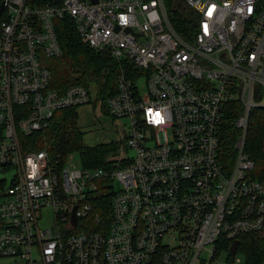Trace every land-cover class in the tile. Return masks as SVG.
<instances>
[{
	"label": "built area",
	"instance_id": "1",
	"mask_svg": "<svg viewBox=\"0 0 264 264\" xmlns=\"http://www.w3.org/2000/svg\"><path fill=\"white\" fill-rule=\"evenodd\" d=\"M182 3L194 15L187 38L171 25L169 0H0V166L13 169L0 191L7 264H236L232 242L263 226L264 178L252 177L242 140L230 163L218 148L230 104L242 130L264 106V0ZM64 18L118 63L116 92L102 101L88 84L49 86L45 58L62 55ZM89 103L129 122L108 168L22 148L57 110ZM104 192L109 222L96 208Z\"/></svg>",
	"mask_w": 264,
	"mask_h": 264
},
{
	"label": "trees",
	"instance_id": "2",
	"mask_svg": "<svg viewBox=\"0 0 264 264\" xmlns=\"http://www.w3.org/2000/svg\"><path fill=\"white\" fill-rule=\"evenodd\" d=\"M170 22L175 31L184 38L189 36L194 25V15L182 0H169ZM56 34L62 55L46 62L51 78L49 86L62 91L70 84L90 85L102 101L116 92L115 75L119 68L117 61L105 50L97 51L83 43L68 18L57 20ZM219 135L218 155L223 161L232 162L237 144L242 140L244 151L254 164L252 177L264 178V106L251 109L246 127L242 130L235 125L238 103L229 105ZM75 107L57 110L49 124L43 129L24 136V150L46 148L51 154L78 152L83 166L91 168L109 167L117 157L119 143L108 142L93 146L82 142V132L78 126ZM110 193L97 196L96 206L103 220L109 222L111 215ZM238 250L245 258V264H256L264 259V224L254 232L239 237Z\"/></svg>",
	"mask_w": 264,
	"mask_h": 264
},
{
	"label": "rangeland",
	"instance_id": "3",
	"mask_svg": "<svg viewBox=\"0 0 264 264\" xmlns=\"http://www.w3.org/2000/svg\"><path fill=\"white\" fill-rule=\"evenodd\" d=\"M45 58L47 62L48 59ZM142 84L141 81L138 82ZM78 113V126L82 132V142L86 145L93 146L97 144H105L108 142L119 143L123 148L124 137L129 129V122L126 118H115L108 114L103 107L94 106L93 104H84L76 106ZM128 154H131L128 151ZM67 164L80 167L82 165L81 158L78 152H73L72 158L67 159ZM13 169L10 167L0 166V191L5 190L12 178ZM121 187L120 183L115 180L112 182V189L118 190ZM47 216V213L45 214ZM46 218V217H45ZM40 224H43L41 222ZM229 256L228 249L220 246L217 252V261L223 263ZM236 259L239 261L236 264H245V258L240 250L236 251ZM10 262L8 258H0V264H7ZM21 264V263H16Z\"/></svg>",
	"mask_w": 264,
	"mask_h": 264
},
{
	"label": "water",
	"instance_id": "4",
	"mask_svg": "<svg viewBox=\"0 0 264 264\" xmlns=\"http://www.w3.org/2000/svg\"><path fill=\"white\" fill-rule=\"evenodd\" d=\"M93 2H95L96 0H92ZM1 9H2V7H0V12H1ZM259 98V93H258V91L256 90V92H255V99H258ZM76 218L73 216L72 217V224H75V220ZM238 243H239V241L238 240H234L233 242H232V244H231V246H230V253L231 254H234L235 253V251H236V249H237V245H238Z\"/></svg>",
	"mask_w": 264,
	"mask_h": 264
}]
</instances>
